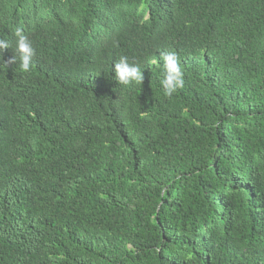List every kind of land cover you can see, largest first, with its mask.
I'll return each instance as SVG.
<instances>
[{
	"label": "trees",
	"instance_id": "obj_1",
	"mask_svg": "<svg viewBox=\"0 0 264 264\" xmlns=\"http://www.w3.org/2000/svg\"><path fill=\"white\" fill-rule=\"evenodd\" d=\"M0 39V264H264V0H0Z\"/></svg>",
	"mask_w": 264,
	"mask_h": 264
},
{
	"label": "clouds",
	"instance_id": "obj_2",
	"mask_svg": "<svg viewBox=\"0 0 264 264\" xmlns=\"http://www.w3.org/2000/svg\"><path fill=\"white\" fill-rule=\"evenodd\" d=\"M10 34L17 37V44L14 50L15 55L5 61V63L9 65L15 63L16 55H19L21 61L20 68L24 72L30 71L32 57L35 55V49L33 48L31 41L23 33L21 28H17ZM6 48H9L8 43L0 39V49ZM160 55L164 62L163 67L165 70L161 84L163 85L165 96L171 97L177 88L183 87L184 85L183 71L176 52H162ZM114 70L115 79H117L121 84L128 85L132 81L142 83L144 80L140 67L135 64H130L126 56H121L115 62Z\"/></svg>",
	"mask_w": 264,
	"mask_h": 264
}]
</instances>
